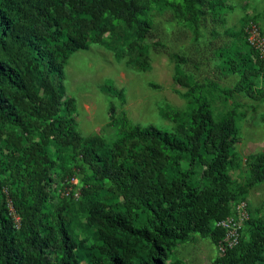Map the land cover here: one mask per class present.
<instances>
[{"label": "trees", "instance_id": "16d2710c", "mask_svg": "<svg viewBox=\"0 0 264 264\" xmlns=\"http://www.w3.org/2000/svg\"><path fill=\"white\" fill-rule=\"evenodd\" d=\"M200 1L178 3L180 14L195 27L199 10L194 6ZM153 2L159 0H0V264H78L68 223L58 214L52 227L42 212L52 185L74 177L69 164L78 157L91 172L86 182H95L82 195L87 224L100 227L90 264H135V243L150 251L143 264H164L163 247L191 231L223 236L221 229L211 231L210 222L224 218L229 203L244 193L231 191L227 174L235 159L236 109L215 119L203 94L206 85L186 76L179 58L174 80L186 89L192 111L160 110L175 123L174 132L132 126L124 115L114 118L111 108L110 121L119 129L108 149L100 137L80 134L75 100L65 97L68 58L91 43L113 50L115 45L103 39L109 30H118L120 41H128V65L146 68L144 40ZM242 47L219 51L223 68L239 75L228 93L264 100V60L254 51L243 53ZM257 78L263 82L259 88ZM104 90L122 95L109 81ZM249 167L248 188L264 180V153L251 156ZM113 200L122 208L112 207ZM134 209L147 214L144 224L134 223ZM12 212L19 217L18 226ZM252 233L244 254L239 242L218 263L255 257L264 247V221H252ZM54 252L57 262L51 258Z\"/></svg>", "mask_w": 264, "mask_h": 264}, {"label": "rangeland", "instance_id": "374dc122", "mask_svg": "<svg viewBox=\"0 0 264 264\" xmlns=\"http://www.w3.org/2000/svg\"><path fill=\"white\" fill-rule=\"evenodd\" d=\"M178 3L179 0H159L153 2L147 12L151 26L144 40L148 52L146 68L134 69L128 65V41H120L118 30H109L103 39L115 45L113 50L91 43L87 50L77 51L68 58L64 65L65 97L75 100L73 116L80 134L83 137H100L108 149L116 142L119 129V124L110 121L111 108L115 112L114 118L121 119L124 115L132 126L153 125L170 133L174 132L175 123L162 117L160 110L168 107L184 114L192 111L184 97L186 89L174 80L176 58H179L186 76L197 84L206 85L203 94L210 100L215 119L223 117L231 108L236 109L237 143L232 147L235 159L227 174L231 191L238 193L243 190L244 193L229 203L224 218L210 222L211 231L218 233L217 230L221 229L223 236L218 238L212 232L202 234L194 230L185 239L163 247L167 256L164 264H219L225 254L218 252L225 237L219 222L227 218L230 224L238 222L237 208L240 202L244 204V219L237 230L238 244L242 245L244 254L254 238L252 221H264V180L249 188L245 185L250 172L249 158L264 153V100H253L243 92L229 94L239 75L225 70L219 57L220 50L234 46H243V53L255 52L248 41V31L254 28L264 39V2L201 0L194 6L199 10L196 27L180 14ZM213 3L218 5L214 9L211 7ZM238 33L239 36L231 35ZM108 81L117 90H122L120 97L104 90ZM262 83L261 78L254 80L258 88ZM78 159L76 164H69L79 189L78 197L64 194L63 182L53 184L51 197L42 212H47L48 224L52 227L56 225L57 215L61 214L64 222L68 223L67 230L78 264H90L89 254L99 244L95 232L100 227L87 224L82 195L95 182H86L91 172ZM103 184L109 186L107 182ZM110 203L112 207L122 208L119 202L113 200ZM57 210L63 211L57 213ZM133 216L137 225L148 220L141 209H134ZM134 248L135 264H143L150 255L149 249L141 243H135ZM51 258L57 262L59 256L54 252ZM238 264H264V247L255 253V257L244 258Z\"/></svg>", "mask_w": 264, "mask_h": 264}, {"label": "built area", "instance_id": "2783aa9c", "mask_svg": "<svg viewBox=\"0 0 264 264\" xmlns=\"http://www.w3.org/2000/svg\"><path fill=\"white\" fill-rule=\"evenodd\" d=\"M248 35H249L248 41L253 46V49L255 50L257 57L259 59L264 60V39L258 36V33L254 28L249 29ZM66 181H65L64 194L66 195L72 194L74 198H77L79 195V189L76 188V181L74 177L70 178L67 182ZM242 207L244 208V204L240 202L237 208L238 214L240 216L236 218L238 222H235L234 224H230V220L227 218L226 220H222L218 224L225 232V237L218 247V252L221 254H224L228 249H232L234 246L238 244L239 236L237 230L240 227L239 226L240 222L244 219V213L242 212L243 211ZM12 217L14 222L18 226L19 217L13 212H12Z\"/></svg>", "mask_w": 264, "mask_h": 264}]
</instances>
